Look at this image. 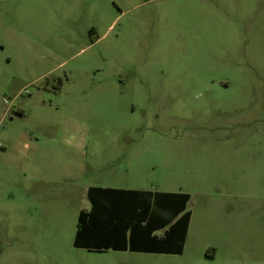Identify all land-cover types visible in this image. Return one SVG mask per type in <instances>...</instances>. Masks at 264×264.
<instances>
[{
  "label": "rangeland",
  "instance_id": "1",
  "mask_svg": "<svg viewBox=\"0 0 264 264\" xmlns=\"http://www.w3.org/2000/svg\"><path fill=\"white\" fill-rule=\"evenodd\" d=\"M50 2L0 0V264H264V0ZM90 186L189 194L183 254H77Z\"/></svg>",
  "mask_w": 264,
  "mask_h": 264
},
{
  "label": "trees",
  "instance_id": "2",
  "mask_svg": "<svg viewBox=\"0 0 264 264\" xmlns=\"http://www.w3.org/2000/svg\"><path fill=\"white\" fill-rule=\"evenodd\" d=\"M73 248L91 252L181 254L190 211L186 193L88 187Z\"/></svg>",
  "mask_w": 264,
  "mask_h": 264
},
{
  "label": "crops",
  "instance_id": "3",
  "mask_svg": "<svg viewBox=\"0 0 264 264\" xmlns=\"http://www.w3.org/2000/svg\"><path fill=\"white\" fill-rule=\"evenodd\" d=\"M25 2H28L29 0H24ZM49 3H52L50 2L51 0H48ZM28 6V5H27ZM26 6V7H27ZM33 7V6H31ZM94 35V34H93ZM92 33L89 35L90 36H93ZM90 187H97V186H90ZM102 188H106V187H102ZM109 188V187H107ZM118 189V188H117ZM87 190V189H86ZM86 190H85V195H86ZM126 190H135V189H126ZM141 191V190H140ZM164 193H181V192H164ZM187 194V193H186ZM189 195V194H188ZM190 196V195H189ZM191 198V197H190ZM190 201V200H189ZM187 209H188V206H187ZM189 210V209H188ZM190 211V210H189ZM191 219H192V213L190 211V217H189V220H188V223H187V230H186V236H185V239L183 241V247H182V250H181V254L179 255H182L183 252H184V249H185V245H186V240H187V235H188V231H189V227H190V223H191ZM74 251L77 253V254H103V253H106V252H91V251H86L84 249H79V248H74ZM84 252V253H83ZM113 252H117V251H113ZM124 252H129V251H124ZM130 253H135V254H149V253H137V252H130ZM153 255H172V256H178V255H173V254H153Z\"/></svg>",
  "mask_w": 264,
  "mask_h": 264
}]
</instances>
